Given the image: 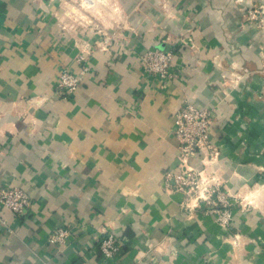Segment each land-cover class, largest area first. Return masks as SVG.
<instances>
[{
	"label": "crops",
	"instance_id": "obj_1",
	"mask_svg": "<svg viewBox=\"0 0 264 264\" xmlns=\"http://www.w3.org/2000/svg\"><path fill=\"white\" fill-rule=\"evenodd\" d=\"M149 1L118 3L148 28L158 15ZM181 5L195 32L180 33L181 16L160 34L80 49L61 36L56 2L0 0V187L32 202L23 215L1 210L0 264H264L263 39L241 29L228 0ZM150 49L174 53L169 81L146 74L140 56ZM83 68L66 97L59 71ZM241 71L247 80L227 89ZM186 100L212 110L219 155L207 159L209 171L225 198L246 203L228 226L214 206L188 211L184 194L169 190L179 171L175 115ZM103 227L122 243L114 259L101 253ZM58 228L67 240L50 243Z\"/></svg>",
	"mask_w": 264,
	"mask_h": 264
},
{
	"label": "built area",
	"instance_id": "obj_2",
	"mask_svg": "<svg viewBox=\"0 0 264 264\" xmlns=\"http://www.w3.org/2000/svg\"><path fill=\"white\" fill-rule=\"evenodd\" d=\"M174 53L160 49L147 50L140 56V62L147 75L156 77L162 82L172 78ZM88 68L78 73L61 69L57 80V88L66 97L72 96L82 84ZM214 119L211 109H199L192 102L186 100L182 108L177 111L174 123V136L179 142L178 161L179 171L169 175L172 184L170 191L181 192L185 199L183 207L191 211L189 201L194 200V206L202 203L214 206L216 199L224 197L216 175L209 171V161L213 162L219 155V149L210 139ZM200 157L203 168L191 164V159ZM28 194L14 187H0V219L1 210L9 209L16 215L25 214L30 206ZM215 211V210H214ZM216 212V211H215ZM100 250L104 258L114 259L121 251L122 243L109 227L101 229ZM69 231L63 228L56 229L49 237L50 243H64Z\"/></svg>",
	"mask_w": 264,
	"mask_h": 264
},
{
	"label": "rangeland",
	"instance_id": "obj_3",
	"mask_svg": "<svg viewBox=\"0 0 264 264\" xmlns=\"http://www.w3.org/2000/svg\"><path fill=\"white\" fill-rule=\"evenodd\" d=\"M51 1L56 2L58 6V11L53 17H56L57 27L59 28L61 36L66 42H71L80 49L92 45L97 46V44L102 45L106 41L115 43L120 35L125 42L130 39V36L133 33L135 36L141 37L148 32H156L160 34L161 32H166L168 22L180 21L181 16L185 18V23H188V26L186 28L187 30L184 29L180 33H187V31L192 33L196 31L193 26V18L181 5V1L183 0H150L149 11H154L158 13V15L157 19H153V22H151V25L148 28H144L143 24H148V20L144 17L143 19L145 21L141 19V23L137 26L129 22L130 16L122 15L121 12L123 11L119 6L118 0ZM228 1L232 5V11L239 15L241 29L243 30L248 26L255 29L258 33L259 41L260 38L263 39V44L260 46L264 50V0ZM136 10L140 13H146L144 6L137 7ZM117 35L118 37H116ZM183 37L184 36H181V38ZM247 75V72H236L235 81L232 83L235 87L231 86L232 84H229L226 85L227 89H235L243 79L247 80ZM246 201L249 203L251 202L252 205H254L253 201ZM194 202V200L189 201V207L197 209L198 207L194 206ZM215 203L214 207L217 214V222L223 227L228 226L230 223L232 219L231 211L235 206L245 207L246 205L244 200L229 199L228 197L225 198V196L220 200L216 199ZM235 238L237 239L236 241L241 240V237L238 235L235 236Z\"/></svg>",
	"mask_w": 264,
	"mask_h": 264
}]
</instances>
